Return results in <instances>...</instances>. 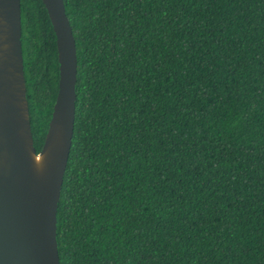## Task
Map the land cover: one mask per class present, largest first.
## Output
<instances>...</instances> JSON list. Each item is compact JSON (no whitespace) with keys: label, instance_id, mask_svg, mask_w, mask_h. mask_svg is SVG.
Wrapping results in <instances>:
<instances>
[{"label":"trees","instance_id":"1","mask_svg":"<svg viewBox=\"0 0 264 264\" xmlns=\"http://www.w3.org/2000/svg\"><path fill=\"white\" fill-rule=\"evenodd\" d=\"M77 51L59 264H264V0H63ZM38 152L59 64L20 0Z\"/></svg>","mask_w":264,"mask_h":264},{"label":"water","instance_id":"2","mask_svg":"<svg viewBox=\"0 0 264 264\" xmlns=\"http://www.w3.org/2000/svg\"><path fill=\"white\" fill-rule=\"evenodd\" d=\"M59 64L41 149L31 133L21 49L20 0H0V264H59L56 212L70 152L77 51L63 0H42Z\"/></svg>","mask_w":264,"mask_h":264}]
</instances>
